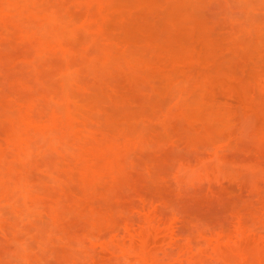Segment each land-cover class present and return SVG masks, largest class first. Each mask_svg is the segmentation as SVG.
<instances>
[{"label": "rangeland", "instance_id": "obj_1", "mask_svg": "<svg viewBox=\"0 0 264 264\" xmlns=\"http://www.w3.org/2000/svg\"><path fill=\"white\" fill-rule=\"evenodd\" d=\"M0 264H264V0H0Z\"/></svg>", "mask_w": 264, "mask_h": 264}]
</instances>
